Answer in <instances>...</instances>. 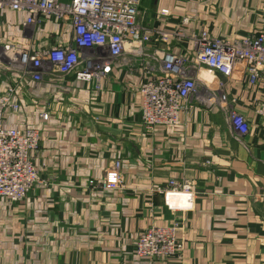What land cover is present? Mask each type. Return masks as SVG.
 Returning <instances> with one entry per match:
<instances>
[{
    "label": "crops",
    "instance_id": "obj_1",
    "mask_svg": "<svg viewBox=\"0 0 264 264\" xmlns=\"http://www.w3.org/2000/svg\"><path fill=\"white\" fill-rule=\"evenodd\" d=\"M185 16L192 18L188 32L205 29L223 39L264 34V0H143L145 27L175 32ZM28 17L0 11V42L37 49L72 41L69 24L49 18L24 28ZM183 45L189 53L191 42ZM164 49L170 50L155 37L148 54ZM153 65L149 56L135 72L113 69L101 92L55 75L19 84L20 111H8L4 126L41 132V152L32 155L43 183L17 204L0 197V264H264V119L256 114L264 82L200 74L203 90L224 83L237 100L250 126L244 137L220 106L197 102L180 125L147 132L140 88L155 76L147 71ZM14 82L0 68V95ZM117 160L125 190L100 189ZM170 180L195 183L192 209L173 211L154 192ZM174 224L181 225V259L137 255L145 229Z\"/></svg>",
    "mask_w": 264,
    "mask_h": 264
},
{
    "label": "built area",
    "instance_id": "obj_2",
    "mask_svg": "<svg viewBox=\"0 0 264 264\" xmlns=\"http://www.w3.org/2000/svg\"><path fill=\"white\" fill-rule=\"evenodd\" d=\"M142 7L143 0H0V11L29 15L22 24L24 28H40L49 18H55L69 24L74 34L71 42L37 49L0 42V68L15 81L0 95V197L17 204L43 183L35 165L41 152V132L4 126L8 111H20L16 93L28 78L36 83L49 75L74 78L94 83L101 92L102 82L113 69L135 72L137 62L150 56L154 65L147 71L155 76L140 88L145 131L180 125L181 116L197 102L207 108L220 106L239 137L249 134L248 120L237 110V100L226 93L225 84L203 90L200 74L205 70L211 75L248 80L252 85L264 82V34L223 39L205 29L188 32L192 22L188 16L180 19L175 32L152 29L142 25ZM155 37L170 50L148 54ZM186 41L192 45L189 53L183 48ZM256 114L264 119V99L257 105ZM41 117L46 119L47 115ZM122 168V161H115L98 187L124 191ZM154 192L162 194L173 211L192 209L196 198L195 183L188 180H170L167 188L157 187ZM180 230L179 224L144 230L137 241V255L152 261L181 259L185 246L178 239Z\"/></svg>",
    "mask_w": 264,
    "mask_h": 264
},
{
    "label": "rangeland",
    "instance_id": "obj_3",
    "mask_svg": "<svg viewBox=\"0 0 264 264\" xmlns=\"http://www.w3.org/2000/svg\"><path fill=\"white\" fill-rule=\"evenodd\" d=\"M122 169H123V168H122ZM109 170H110V169H109ZM109 170H108V171H109ZM122 172H123V170H122ZM105 177H106V176H105ZM123 179H124V181H125V178H123ZM35 187H36V186H35ZM151 227H152V226H151ZM168 227H169V226H168ZM149 228H150V227H149ZM147 229H148V228H147ZM145 230H146V229H145Z\"/></svg>",
    "mask_w": 264,
    "mask_h": 264
}]
</instances>
